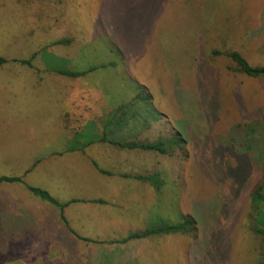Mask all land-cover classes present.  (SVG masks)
<instances>
[{"label": "rangeland", "instance_id": "obj_1", "mask_svg": "<svg viewBox=\"0 0 264 264\" xmlns=\"http://www.w3.org/2000/svg\"><path fill=\"white\" fill-rule=\"evenodd\" d=\"M232 51L264 68V0H0V177L32 168L24 180L44 186L45 169L70 173L77 202L63 220L34 196L26 206L36 227L49 216V229L90 237L30 252L2 239L0 264H89L99 238L127 246L100 249L101 264H262L251 194L264 178V80L239 73ZM177 135L169 155L102 140ZM65 147L81 154L49 155ZM155 173L158 191L139 179ZM187 217L184 234L129 239Z\"/></svg>", "mask_w": 264, "mask_h": 264}, {"label": "crops", "instance_id": "obj_2", "mask_svg": "<svg viewBox=\"0 0 264 264\" xmlns=\"http://www.w3.org/2000/svg\"><path fill=\"white\" fill-rule=\"evenodd\" d=\"M67 113L68 112H65L62 116L66 115ZM72 149H68L67 147L62 148V149H57L55 150V152H52L49 155L63 156V155L68 154V155L76 156V155L81 154L80 149H74L73 153L71 152L67 153V150H72ZM32 172H33L32 168H28V169L26 168V170H24L22 174L20 175L8 176V177L20 178L25 184L21 182L0 183V185L6 184V186L10 187L9 196H8L9 204L6 206L5 201H4V196L2 199L0 198V244H1L2 239L7 238L6 240L8 241V243H3V244L5 245L14 244L15 246H18L16 247V249H12V246H11L9 248L10 251L11 250L26 251V252L27 251L30 252L31 250L32 251H47L52 248L55 249V247L63 251L67 249L68 247L67 241L72 240L70 239L71 237L73 238L72 241L80 240V241L85 242L87 239H89L90 238L89 232H85V234H79L74 229L73 230L69 229L63 222L61 226L56 227L57 228L56 230L49 229L50 228L49 216L43 217L41 221L37 224L38 227H36V225L33 222V217L29 213L27 206H26L27 200L32 199V196H34L28 191L27 185L43 189L59 201H61L62 198H66V201L64 202H69L70 197H69L68 192H71V190L69 189L71 185V183L69 182L71 176L69 173L68 174L69 179H67V174L65 178L64 172H61L59 168L56 171H49V172H48V169H45L44 179L49 177L52 180L51 185L46 184L44 186H40V185H35V182H31V185H30V184H27L26 182L27 179L26 180L24 179L26 177H29L32 174ZM0 192L4 193L5 189H0ZM37 202H40V201H37ZM42 202L44 203V201ZM46 203L47 202H45V204ZM65 210H67V208ZM69 216L71 215L69 214ZM13 225H16V226L14 227ZM34 235L38 237V239L35 242L29 243L27 247L19 246L20 244L25 242L27 239L28 241H34L35 239H31V237H34ZM96 239L97 237L91 238V240L94 242L96 241ZM100 241H101V238L98 239L97 243ZM97 243L94 245V247L89 248L90 249L89 250L90 254L88 256L89 264L106 263V260H107L106 257L103 258L102 256H98L97 254L100 249H104L105 251H109V252L111 248H113V250L118 249L120 251H126L127 249L126 245L125 247H115L114 245L116 244L114 243H111V244H107L103 242L99 244ZM132 254L133 252L130 253L129 256L133 259Z\"/></svg>", "mask_w": 264, "mask_h": 264}, {"label": "trees", "instance_id": "obj_3", "mask_svg": "<svg viewBox=\"0 0 264 264\" xmlns=\"http://www.w3.org/2000/svg\"><path fill=\"white\" fill-rule=\"evenodd\" d=\"M226 56L231 59L235 65L236 70L239 73L244 74L247 77L254 78V79H261L264 80V68L262 67H254L248 64V62L238 53L235 51L226 53ZM60 74V72H59ZM178 135L175 138H170L167 141H157L154 143H136V142H126V143H120V142H110L106 140V136H103L102 140L104 142L111 143L115 146H118L120 148L124 149H138L148 152H157L162 155H169L170 151L167 147L176 146L179 142ZM144 182H147L151 188L154 191H158L160 186L163 184V181L159 179V175L157 173L150 174L144 177L139 178ZM14 182H21L25 184L20 178L16 177H0V183H14ZM28 191L34 195L35 197L39 198L40 200L47 202L51 204L52 206L56 207L59 211L60 219L63 220V211L71 203H75L77 201H69L67 203H60L57 199L52 197L47 191L27 186ZM98 203H101L102 201H96ZM251 205L254 209L255 216H254V223H255V232L258 234L264 235V178L259 184L257 188L252 192L251 194ZM195 225V221L192 218H185L182 222L176 224L175 226H160V227H150L146 228L144 232L141 234H132L129 236V239L131 238H140V237H149L152 235H161V234H178L182 233L184 234L188 228H193ZM264 259V256H263ZM264 264V262L262 263Z\"/></svg>", "mask_w": 264, "mask_h": 264}]
</instances>
